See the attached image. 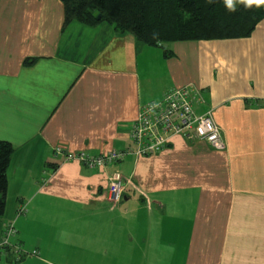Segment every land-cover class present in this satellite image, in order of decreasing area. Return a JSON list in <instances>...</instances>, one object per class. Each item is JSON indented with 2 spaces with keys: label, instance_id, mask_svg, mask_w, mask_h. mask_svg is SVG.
<instances>
[{
  "label": "crops",
  "instance_id": "1",
  "mask_svg": "<svg viewBox=\"0 0 264 264\" xmlns=\"http://www.w3.org/2000/svg\"><path fill=\"white\" fill-rule=\"evenodd\" d=\"M169 43L65 25L61 0H0V139L14 146L0 243L17 229L0 264H264V18L248 36ZM186 84L226 149L175 135L106 167L55 155L133 146L141 107ZM116 169L134 183L113 204Z\"/></svg>",
  "mask_w": 264,
  "mask_h": 264
},
{
  "label": "trees",
  "instance_id": "2",
  "mask_svg": "<svg viewBox=\"0 0 264 264\" xmlns=\"http://www.w3.org/2000/svg\"><path fill=\"white\" fill-rule=\"evenodd\" d=\"M65 25L77 20L87 25L109 22L120 32H131L147 44L170 51L165 44L177 40L248 36L264 18V5L246 7L225 0H61ZM31 62V60H28ZM14 146L0 139V215L6 204L8 168Z\"/></svg>",
  "mask_w": 264,
  "mask_h": 264
},
{
  "label": "built area",
  "instance_id": "3",
  "mask_svg": "<svg viewBox=\"0 0 264 264\" xmlns=\"http://www.w3.org/2000/svg\"><path fill=\"white\" fill-rule=\"evenodd\" d=\"M202 101V91L194 84L173 87L162 99L150 101L141 107L129 131L133 146L100 154H92L86 150L71 151L59 146L54 153L63 161L77 160L90 168L106 167L130 154L148 156L159 153L175 135H182L190 142L205 141L214 149L224 150L226 141L212 111L198 113L195 110V103ZM133 183L131 177L124 176L118 169L113 170L109 175V200L113 204L120 203L126 186ZM17 211L26 213L27 207L21 205ZM15 233V223L9 221L4 229L1 246L12 245L10 239ZM14 246L21 248L20 245Z\"/></svg>",
  "mask_w": 264,
  "mask_h": 264
},
{
  "label": "clouds",
  "instance_id": "4",
  "mask_svg": "<svg viewBox=\"0 0 264 264\" xmlns=\"http://www.w3.org/2000/svg\"><path fill=\"white\" fill-rule=\"evenodd\" d=\"M240 3L244 4L246 7H252L255 5L256 7H260L264 5V0H239ZM225 3L229 10L234 11V0H225Z\"/></svg>",
  "mask_w": 264,
  "mask_h": 264
},
{
  "label": "rangeland",
  "instance_id": "5",
  "mask_svg": "<svg viewBox=\"0 0 264 264\" xmlns=\"http://www.w3.org/2000/svg\"><path fill=\"white\" fill-rule=\"evenodd\" d=\"M235 2H239V0H234ZM170 45V43H166V46ZM14 222V221H13ZM15 223V222H14ZM16 232H17V229H16ZM16 235V233L14 234Z\"/></svg>",
  "mask_w": 264,
  "mask_h": 264
}]
</instances>
